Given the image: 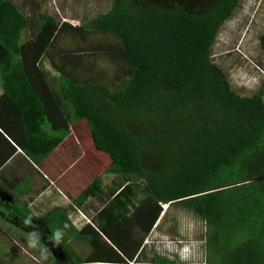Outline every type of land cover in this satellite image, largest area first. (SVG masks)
Here are the masks:
<instances>
[{
	"label": "trees",
	"instance_id": "16d2710c",
	"mask_svg": "<svg viewBox=\"0 0 264 264\" xmlns=\"http://www.w3.org/2000/svg\"><path fill=\"white\" fill-rule=\"evenodd\" d=\"M105 1L104 12L71 26L45 13L29 20L14 0H0L3 98L19 112V123L0 124V139L37 165L69 148L66 167H53L67 170L61 183L72 186L73 205L93 210L80 230L63 210L52 213L39 240L60 249L54 264H142L145 239L175 205L205 228L196 245L204 261L176 251L144 264H264V82L241 95L212 60L241 0ZM258 45L264 54V34ZM100 57L117 67L109 80L94 73ZM51 85L68 113L60 132L40 114L37 94ZM104 176L114 178L108 188ZM21 217L23 227L37 223L28 211ZM58 228L67 245L88 244L87 258L52 241Z\"/></svg>",
	"mask_w": 264,
	"mask_h": 264
},
{
	"label": "rangeland",
	"instance_id": "374dc122",
	"mask_svg": "<svg viewBox=\"0 0 264 264\" xmlns=\"http://www.w3.org/2000/svg\"><path fill=\"white\" fill-rule=\"evenodd\" d=\"M14 1L21 7L29 20L35 19L39 13H45L54 16L59 23H68L71 26H79L83 21L93 17L98 12H104L107 9L105 4L108 3L106 2H110L105 0ZM33 2H38L39 4H33ZM31 31V29L28 30L23 39H29L32 36ZM263 34L264 0H241V4L233 17L223 25L216 45L213 47L212 60L219 64L234 90L241 95H252L264 82V54L258 45V39ZM64 36V45H69L70 48L74 47L78 40L74 41L68 34ZM45 65L46 69H48V64L46 63ZM116 69L115 64L108 61L107 58L100 57L97 59L94 73L96 71L100 72L109 80L115 74ZM68 149L67 152L64 150L56 152L50 161L54 164L58 155L63 154L65 161H62L60 165L66 167L67 161L70 160L67 158ZM77 154H79L80 158L85 155L78 145ZM113 180L114 178L112 177L104 176V187L108 188L111 186ZM43 203L49 205L48 199H37L35 209L32 212L35 216L44 214L41 216L45 217L50 213L42 209ZM63 204L58 206L69 212V218L77 228L83 222H87L84 217L91 219L90 215H92L93 210L89 209V207H82L79 211L80 215L72 207H67L68 205L65 206V203ZM89 205H94L95 208L102 207V204L96 201L94 203L89 202ZM54 211L55 209L51 212ZM163 211L164 214L161 215L150 235L144 241L143 255L141 254L142 258L138 263L144 264L146 259L147 262H150L152 255H155V253L167 256L171 252H180L182 250L185 251V254L190 253L193 258L197 256L195 260H202L203 262L202 253L196 252V245L197 239L201 237L205 228L178 206L164 207ZM7 212L9 213V211ZM68 238L69 234L66 232L61 241L62 244L69 248L72 247V250L79 258H87L91 250L88 244L72 239L67 245ZM179 244H182V246L178 247ZM192 244L193 247L191 246ZM55 247L52 243L48 246L46 244L43 245L40 240L35 244L31 243L27 235L21 234V232L13 229L9 224L6 225L5 221L0 219V264H54V260H60L59 252L55 250ZM49 254L54 259H49Z\"/></svg>",
	"mask_w": 264,
	"mask_h": 264
},
{
	"label": "crops",
	"instance_id": "0c3cea01",
	"mask_svg": "<svg viewBox=\"0 0 264 264\" xmlns=\"http://www.w3.org/2000/svg\"><path fill=\"white\" fill-rule=\"evenodd\" d=\"M6 92L7 90L5 89V86L2 85L0 79V124L10 126L13 123H19V112L17 111L16 104H13L12 98H3L5 96L4 93ZM55 92V87H52L51 85L45 86L44 89L42 88L39 90V94L37 95L38 100L44 101V109L42 108L40 114L43 116L46 115L50 120L47 124L53 123L60 132V130L64 128L65 123L68 122V113L66 106L61 104V101L55 99ZM45 122L47 121L45 120ZM46 132L52 133L54 138L57 136V134L52 131L51 125H49V128H46ZM0 133L4 135L2 131H0ZM5 138H7L9 143L14 146L13 142L8 137ZM20 148L21 147L15 146L16 151L13 153L10 151L9 145H7L4 140L0 139V166L8 159L0 167V219L4 220L6 225L9 224L13 229L21 232L23 235L28 236V233L33 231L48 235L50 224H48L46 220H48L52 213L63 210L67 215L70 225L77 228L70 220L69 212L62 209L61 206H58L59 204L64 205L63 203H65V206L68 205L67 207H72L77 212L81 210L73 205L75 197L72 196L71 193L73 190L72 186L61 183V179L66 177L64 175H66L67 170L65 168L61 169L60 167H53V163L50 161L55 152L60 149L54 151L37 165L30 161L26 154L21 150L22 148ZM8 151L11 152L9 157H7ZM61 157L62 154H59L57 157L59 165L62 161H65V157L62 160ZM40 198H42V200L43 198L48 199L49 205L43 203L44 206L42 208L43 210L50 212L45 217L41 216L44 214L35 216L34 213H32L35 209L37 199ZM57 201L59 204H57ZM13 207L15 208L12 209ZM53 209H55V211L51 212ZM7 211H9V213ZM25 211H28L37 223L42 224H38L39 227H32L33 229L30 230L28 229L30 227L29 224L23 227L24 218H19V214L20 212L23 214ZM84 218L87 222H83V224L77 229L80 230L84 224L90 221V219L86 217ZM20 222L22 223L20 224ZM32 222L34 221L31 220V223ZM33 226L35 225L33 224Z\"/></svg>",
	"mask_w": 264,
	"mask_h": 264
},
{
	"label": "clouds",
	"instance_id": "9594fccd",
	"mask_svg": "<svg viewBox=\"0 0 264 264\" xmlns=\"http://www.w3.org/2000/svg\"><path fill=\"white\" fill-rule=\"evenodd\" d=\"M220 34V33H219ZM219 36V35H218ZM25 224H31V220H29V219H25ZM68 227V224H65L64 225V228H67ZM63 235H64V232H63V229H60V228H58V229H56L53 233H52V237H51V239H52V241L55 243V244H58L59 245V243L62 241V239H63ZM28 236H29V239H30V242L31 243H33V244H35L37 241H39V236H38V234L35 232V231H33V232H30V233H28ZM182 252H184L183 254H182ZM179 253V256L180 257H183V258H185V251L184 250H182V251H180V252H178Z\"/></svg>",
	"mask_w": 264,
	"mask_h": 264
},
{
	"label": "flooded vegetation",
	"instance_id": "af4514ba",
	"mask_svg": "<svg viewBox=\"0 0 264 264\" xmlns=\"http://www.w3.org/2000/svg\"><path fill=\"white\" fill-rule=\"evenodd\" d=\"M33 224H34L35 226H33ZM31 225H32V227H36V228H37V225H36L35 222H32ZM43 240L45 241L46 239L43 238ZM49 244H51V243H49ZM52 245H53V244H52ZM55 250H58V252H60V249H59L58 247H57V248L55 247Z\"/></svg>",
	"mask_w": 264,
	"mask_h": 264
}]
</instances>
